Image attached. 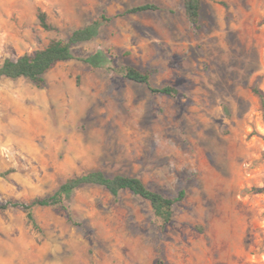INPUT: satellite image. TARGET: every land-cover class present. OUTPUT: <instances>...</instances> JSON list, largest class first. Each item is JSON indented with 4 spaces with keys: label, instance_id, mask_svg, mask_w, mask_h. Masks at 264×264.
<instances>
[{
    "label": "rangeland",
    "instance_id": "obj_1",
    "mask_svg": "<svg viewBox=\"0 0 264 264\" xmlns=\"http://www.w3.org/2000/svg\"><path fill=\"white\" fill-rule=\"evenodd\" d=\"M153 3L155 10L117 15ZM54 27L44 29L37 12ZM111 17L43 86L0 79V203L100 169L185 191L161 228L148 201L84 185L61 205L0 209V264H264V0H0V64ZM102 51L93 67L78 57ZM131 65L151 92L116 69ZM46 98V99H45Z\"/></svg>",
    "mask_w": 264,
    "mask_h": 264
},
{
    "label": "trees",
    "instance_id": "obj_2",
    "mask_svg": "<svg viewBox=\"0 0 264 264\" xmlns=\"http://www.w3.org/2000/svg\"><path fill=\"white\" fill-rule=\"evenodd\" d=\"M183 6L186 18L191 23L197 24L199 19L200 0H183ZM157 8L158 6L153 3H143L127 8L117 15L155 10ZM37 19L42 28L47 30L54 28L47 21V14L45 11L39 10L37 12ZM110 19L111 17L102 13L90 23L72 30L66 39L53 38L43 48L36 49L31 53H23L16 58H5L0 64V79L2 77L10 79L22 77L29 80L35 86H43L45 83L44 74L58 62L76 58L72 52V46L94 38L98 34L100 27ZM78 58L93 67L102 66L107 62L106 56L102 51H97L85 57ZM116 70L124 78L135 83L146 85L153 93L167 96H176L178 93L177 88L172 85L151 86L148 73L134 66L125 65ZM255 92L261 99L264 117V95L257 89H255ZM84 185L101 186L114 198L118 197L121 190H128L141 199L148 201L154 215L161 220V228H164V226L172 220L174 205L182 201L185 197V191L183 189H180L177 194L173 196H165L158 191L148 188L137 176L123 174L109 176L100 169H92L65 179L57 190L50 195L35 197L27 203H0V209H4L8 205L18 206L20 204L28 220L35 226L36 224L32 214L33 207L61 205L65 200L71 198L75 189ZM156 264L163 263L158 261Z\"/></svg>",
    "mask_w": 264,
    "mask_h": 264
},
{
    "label": "bare ground",
    "instance_id": "obj_3",
    "mask_svg": "<svg viewBox=\"0 0 264 264\" xmlns=\"http://www.w3.org/2000/svg\"><path fill=\"white\" fill-rule=\"evenodd\" d=\"M46 99V98H45Z\"/></svg>",
    "mask_w": 264,
    "mask_h": 264
}]
</instances>
